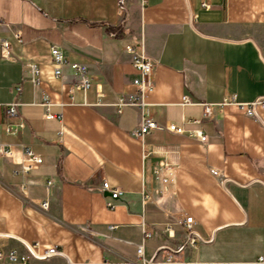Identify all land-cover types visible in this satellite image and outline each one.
I'll return each instance as SVG.
<instances>
[{
	"label": "crops",
	"instance_id": "crops-1",
	"mask_svg": "<svg viewBox=\"0 0 264 264\" xmlns=\"http://www.w3.org/2000/svg\"><path fill=\"white\" fill-rule=\"evenodd\" d=\"M120 1L0 0V36L16 57L0 48V143L13 151L0 155V249L39 242L61 251L30 264H142L139 245L148 260L264 264V108L246 113L264 100V0H127L124 15ZM128 44L157 63L145 101L162 127L142 137L140 108L115 105L136 91ZM52 45L88 66L90 88L71 91L68 65L56 75ZM29 63L39 67L37 85ZM16 84L25 126L8 134ZM185 95L191 104L182 105ZM45 103L55 117L44 116ZM169 123L202 129L208 141ZM26 147L43 162L22 173ZM103 181L122 189L113 208Z\"/></svg>",
	"mask_w": 264,
	"mask_h": 264
},
{
	"label": "built area",
	"instance_id": "built-area-1",
	"mask_svg": "<svg viewBox=\"0 0 264 264\" xmlns=\"http://www.w3.org/2000/svg\"><path fill=\"white\" fill-rule=\"evenodd\" d=\"M143 4L146 3V0H141ZM120 15H124L126 12L127 0L120 1ZM14 37L19 41L22 42V33L20 31H13ZM0 48L2 52V56L4 59L7 60H14L16 57L13 54L11 42L0 36ZM126 50L132 55V65L138 70V75L133 79V84L136 87V91L133 93L125 94L120 93L117 97L116 108L118 113H121L122 110L127 106H136L139 107L141 110V120L140 126L138 131H136V136L142 137L143 135L149 133L153 129L161 128L162 126L154 119V117L150 114L147 103L145 101L146 95L153 89V73L156 69V61L151 58L150 56L146 55L143 51L137 50L133 45H126ZM50 54L52 60L57 64V68L55 70L56 75L63 74V66L68 65L71 70L74 72L76 79L71 87V91L74 89H83L87 90L91 87L93 81L89 73L88 66L84 63L80 62H72L67 61L64 53L62 52L61 48L52 45L50 47ZM29 69L32 74V81L35 85L39 84V67L36 63H29ZM21 90V84H16L14 86V92L16 97L14 100L9 102L6 105V121L3 124L4 130L8 134L17 133L20 129L25 126V121L22 118L19 108L22 104L18 94ZM192 100L189 96L185 95L183 97L182 105L191 104ZM47 107V111L45 113L46 118L55 117V114L50 112L49 110V103H45ZM262 106L264 108V100L257 99L256 101L250 103L246 108V113L249 115H255L256 107ZM205 110H204V118H213L214 117V104L212 103H205ZM243 106V105H242ZM188 122L193 123H200V119H192L188 120ZM166 128L172 132L184 134L187 133L192 137L198 138L202 142L208 141V136L202 131V129L195 128V129H187L183 125H178L176 123H169ZM13 151L11 147L7 144L0 143V155L2 156H11ZM43 157L30 148H24L23 158L20 162L21 167L20 171L22 173H28L33 168L37 167L38 165L42 164ZM171 180V177H164L162 181L167 182ZM52 181H48V188L51 186ZM102 189L105 191L110 192V196L107 200V206L113 208L115 206V200L120 197L122 194V189L119 187H113L108 181H103ZM151 197H147V200H150ZM41 206L44 209L49 208V201H43ZM182 223L188 229V239L187 244L192 247H195L197 244V235H195L192 231L193 224L195 220L192 215L185 216ZM115 225H109L110 229H114ZM143 232L145 237H150L151 232L148 231L143 226ZM185 246V245H184ZM61 251L59 248L54 245L45 249H42L41 243L35 242L30 243L26 247V251L22 252L18 249L13 250H3L0 249V263L2 264H30V261L33 258H45L50 257L53 255L60 254ZM138 256L142 258V264H175V259L173 256L170 255H162L156 257L154 259H146L143 256V248L142 245L138 246Z\"/></svg>",
	"mask_w": 264,
	"mask_h": 264
},
{
	"label": "water",
	"instance_id": "water-1",
	"mask_svg": "<svg viewBox=\"0 0 264 264\" xmlns=\"http://www.w3.org/2000/svg\"><path fill=\"white\" fill-rule=\"evenodd\" d=\"M156 255H157V253H156ZM156 255L153 257V259L156 257Z\"/></svg>",
	"mask_w": 264,
	"mask_h": 264
}]
</instances>
